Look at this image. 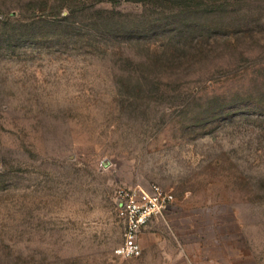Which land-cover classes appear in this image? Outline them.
<instances>
[{
    "label": "rangeland",
    "instance_id": "obj_1",
    "mask_svg": "<svg viewBox=\"0 0 264 264\" xmlns=\"http://www.w3.org/2000/svg\"><path fill=\"white\" fill-rule=\"evenodd\" d=\"M181 261L264 264V0H0V264Z\"/></svg>",
    "mask_w": 264,
    "mask_h": 264
},
{
    "label": "built area",
    "instance_id": "obj_2",
    "mask_svg": "<svg viewBox=\"0 0 264 264\" xmlns=\"http://www.w3.org/2000/svg\"><path fill=\"white\" fill-rule=\"evenodd\" d=\"M103 160L101 166H107ZM119 201L118 214L125 224L123 242L116 247L115 253L122 257H138L142 254L140 232L153 217L161 215L170 206L174 197L158 184L149 188L139 185L119 187L116 191Z\"/></svg>",
    "mask_w": 264,
    "mask_h": 264
},
{
    "label": "crops",
    "instance_id": "obj_3",
    "mask_svg": "<svg viewBox=\"0 0 264 264\" xmlns=\"http://www.w3.org/2000/svg\"><path fill=\"white\" fill-rule=\"evenodd\" d=\"M142 252H143V249H142ZM164 257H160V256H158V262H171V263H174V262H177L176 260H171V259H166V260H164L163 259ZM167 258H171V256H168ZM182 262V261H181ZM182 263H185L186 264V262L185 261H183Z\"/></svg>",
    "mask_w": 264,
    "mask_h": 264
}]
</instances>
